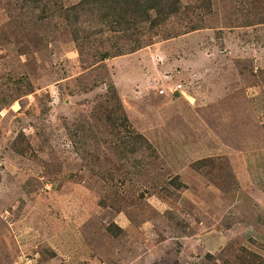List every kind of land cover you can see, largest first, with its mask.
<instances>
[{
  "label": "rangeland",
  "instance_id": "rangeland-1",
  "mask_svg": "<svg viewBox=\"0 0 264 264\" xmlns=\"http://www.w3.org/2000/svg\"><path fill=\"white\" fill-rule=\"evenodd\" d=\"M181 1L159 28L79 49L56 15L0 0V264L264 256V0ZM114 93L153 149L124 164Z\"/></svg>",
  "mask_w": 264,
  "mask_h": 264
},
{
  "label": "trees",
  "instance_id": "trees-1",
  "mask_svg": "<svg viewBox=\"0 0 264 264\" xmlns=\"http://www.w3.org/2000/svg\"><path fill=\"white\" fill-rule=\"evenodd\" d=\"M23 5H29L32 12L40 10L39 19H47L56 15L64 20L70 30L73 41L77 46L83 48L86 43H92L96 36H103L104 33H123L128 38L135 34H140L145 29L154 30L169 22L170 19L181 17L188 13V8H184L181 0H81L72 6H56L52 9L50 3L43 0H22ZM202 25H186L177 35H183L192 31L199 30ZM228 26L227 24L225 27ZM230 26V25H229ZM246 26H253L246 25ZM202 29V28H201ZM147 43H138V49L143 48ZM122 55L118 51L119 56ZM111 57L110 51L100 54V60L104 61ZM115 99L119 103L118 108H112L108 112V122L116 127L126 124L124 130L126 134L119 136V144H116L114 150L117 160L129 161L139 152L153 151L149 140L142 134L136 133L131 127L128 117L119 101L118 95ZM122 111V112H121ZM129 154V157H127ZM201 162V161H200ZM203 162V161H202ZM180 186V185H177ZM181 188V187H177ZM108 232L115 238L121 237L124 230L117 223H111ZM235 263L227 264H264V256L242 249Z\"/></svg>",
  "mask_w": 264,
  "mask_h": 264
},
{
  "label": "built area",
  "instance_id": "built-area-1",
  "mask_svg": "<svg viewBox=\"0 0 264 264\" xmlns=\"http://www.w3.org/2000/svg\"><path fill=\"white\" fill-rule=\"evenodd\" d=\"M170 92L173 93V95H175L176 93H183V84H175L171 89ZM164 93V91H163Z\"/></svg>",
  "mask_w": 264,
  "mask_h": 264
},
{
  "label": "clouds",
  "instance_id": "clouds-1",
  "mask_svg": "<svg viewBox=\"0 0 264 264\" xmlns=\"http://www.w3.org/2000/svg\"><path fill=\"white\" fill-rule=\"evenodd\" d=\"M180 93V92H179ZM176 94H178V93H176Z\"/></svg>",
  "mask_w": 264,
  "mask_h": 264
}]
</instances>
